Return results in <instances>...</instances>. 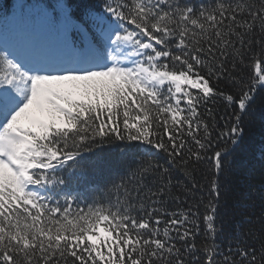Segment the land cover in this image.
<instances>
[{
  "label": "snow or ice",
  "instance_id": "snow-or-ice-1",
  "mask_svg": "<svg viewBox=\"0 0 264 264\" xmlns=\"http://www.w3.org/2000/svg\"><path fill=\"white\" fill-rule=\"evenodd\" d=\"M61 7L86 45L0 48V264H264V179L230 213L224 179L264 123V0Z\"/></svg>",
  "mask_w": 264,
  "mask_h": 264
},
{
  "label": "trees",
  "instance_id": "trees-1",
  "mask_svg": "<svg viewBox=\"0 0 264 264\" xmlns=\"http://www.w3.org/2000/svg\"><path fill=\"white\" fill-rule=\"evenodd\" d=\"M195 2L200 3L201 0ZM203 2L211 4L212 0ZM101 3L102 0H0V48L6 46L10 50L43 51L60 55L65 51L66 42L77 47L86 45L90 37L65 23L61 6H73V15L79 18L84 6ZM209 107H215L217 131L226 130L230 123L228 114L231 109L225 108L220 102ZM200 110L203 112V107ZM226 140V137L222 140L214 139L213 146L218 144L224 147ZM228 147L231 154L225 157V167L230 169L232 174L224 179L227 181L225 190L231 192V197L225 211L230 213L233 206L240 212L252 211L253 202L243 199L241 193L249 183L259 187L264 179V123L260 119L259 102L257 115L251 122H246L240 143L237 146L229 144ZM109 151L114 156H119L125 149L123 145L117 144L109 146ZM160 156H163V153ZM160 162L164 163L163 159H160ZM175 176L180 178V173L176 172ZM106 178L97 172H91L86 181L79 185V191L83 192L87 184L102 185ZM254 203L255 211L259 212V200L256 199ZM168 207L175 209L177 205L170 203Z\"/></svg>",
  "mask_w": 264,
  "mask_h": 264
}]
</instances>
